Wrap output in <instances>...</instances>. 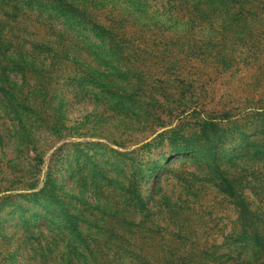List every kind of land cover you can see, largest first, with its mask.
Masks as SVG:
<instances>
[{
	"label": "rangeland",
	"instance_id": "374dc122",
	"mask_svg": "<svg viewBox=\"0 0 264 264\" xmlns=\"http://www.w3.org/2000/svg\"><path fill=\"white\" fill-rule=\"evenodd\" d=\"M0 264H264V0H0Z\"/></svg>",
	"mask_w": 264,
	"mask_h": 264
}]
</instances>
